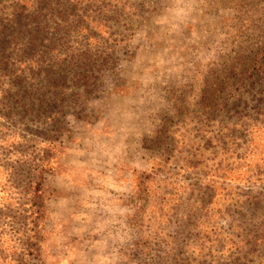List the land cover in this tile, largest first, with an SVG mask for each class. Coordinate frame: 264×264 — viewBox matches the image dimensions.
Segmentation results:
<instances>
[{
    "label": "rangeland",
    "instance_id": "rangeland-1",
    "mask_svg": "<svg viewBox=\"0 0 264 264\" xmlns=\"http://www.w3.org/2000/svg\"><path fill=\"white\" fill-rule=\"evenodd\" d=\"M66 1L0 0V128L20 112L1 67ZM131 44L85 103L95 123L66 118L43 182V264H264L250 244L264 231V0H156ZM165 117L178 130L167 159L149 146Z\"/></svg>",
    "mask_w": 264,
    "mask_h": 264
},
{
    "label": "trees",
    "instance_id": "trees-1",
    "mask_svg": "<svg viewBox=\"0 0 264 264\" xmlns=\"http://www.w3.org/2000/svg\"><path fill=\"white\" fill-rule=\"evenodd\" d=\"M155 1L67 0L58 13L41 17V28L28 32L17 47L19 55L1 67L12 76L18 100L11 104L20 112L13 113L10 106L1 119L0 264H43L39 251L43 182L55 172L60 138L67 132L66 118L95 123L85 113V103L99 97L105 79L118 73L120 61L131 58V43L154 11ZM242 65L237 63L233 69L240 66V77ZM172 123L165 117L149 141L150 149L166 154L165 159L178 149L173 139L178 130ZM167 166L164 160L151 161L147 171L138 173L137 199L148 196V187L157 183ZM250 244L263 246L264 231L255 233Z\"/></svg>",
    "mask_w": 264,
    "mask_h": 264
}]
</instances>
